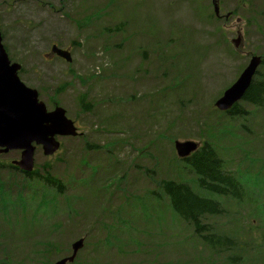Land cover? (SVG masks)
I'll return each instance as SVG.
<instances>
[{
    "label": "rangeland",
    "instance_id": "rangeland-1",
    "mask_svg": "<svg viewBox=\"0 0 264 264\" xmlns=\"http://www.w3.org/2000/svg\"><path fill=\"white\" fill-rule=\"evenodd\" d=\"M219 2L217 17L210 0H0L20 79L83 133L60 137L52 156L36 149V171L63 184L56 198L42 178L28 190L14 177L22 198L0 204V264H54L82 237L69 264H264V102L243 99L232 115L215 105L252 56L264 58V0ZM177 140L209 143L242 192L200 189ZM164 180L221 202L203 222L233 246L207 244L173 211Z\"/></svg>",
    "mask_w": 264,
    "mask_h": 264
},
{
    "label": "water",
    "instance_id": "water-1",
    "mask_svg": "<svg viewBox=\"0 0 264 264\" xmlns=\"http://www.w3.org/2000/svg\"><path fill=\"white\" fill-rule=\"evenodd\" d=\"M216 15H220V3L211 0ZM241 35L233 40L236 47L240 46ZM51 54L71 62L69 50L54 44ZM262 57L254 55L239 78L228 87L216 102L221 111H229L243 99L252 84ZM21 64L12 62L3 43L0 30V151L20 150L21 157L15 164L22 170L31 172L35 167L37 146L42 147L45 156L54 155L61 147L60 137L81 135L74 120L67 116L62 106L48 110L46 104L39 99L37 89L27 86L19 77ZM177 155L184 159L199 149V144L192 140L176 141ZM84 238L72 243V254L57 260L54 264L73 262L78 252L84 247Z\"/></svg>",
    "mask_w": 264,
    "mask_h": 264
},
{
    "label": "trees",
    "instance_id": "trees-1",
    "mask_svg": "<svg viewBox=\"0 0 264 264\" xmlns=\"http://www.w3.org/2000/svg\"><path fill=\"white\" fill-rule=\"evenodd\" d=\"M262 65H264V58ZM263 94L264 81H257V79L254 78L243 99L253 104L262 105L264 102ZM86 107H88V105L84 108ZM237 107L238 104L228 113L230 115L240 114L241 111L237 113ZM183 161L194 170L197 176L195 181L200 189L211 191L221 196L229 194L236 196L242 192L239 180L223 169V160L209 143H205L191 156L184 158ZM44 170V175H41L35 170L34 179L36 177L42 178L47 184L54 186L57 192L53 194L52 198H56L57 195L63 193V184L58 178L52 176L47 168ZM161 187L163 192L169 197L173 211L183 219V221L192 225L195 232L199 234L207 244L213 247L224 245L227 247L233 246V240L231 238L211 232L209 230L210 227L203 222L206 216L223 213L221 202L214 198L199 194L195 191L194 187L186 182L164 180L161 183Z\"/></svg>",
    "mask_w": 264,
    "mask_h": 264
},
{
    "label": "flooded vegetation",
    "instance_id": "flooded-vegetation-1",
    "mask_svg": "<svg viewBox=\"0 0 264 264\" xmlns=\"http://www.w3.org/2000/svg\"><path fill=\"white\" fill-rule=\"evenodd\" d=\"M74 122L79 131L80 126L75 120ZM12 151L20 150H9L8 152L0 151V204L3 206L12 205L13 201L17 197L22 198V196L18 193V189H16V196L14 197V188L17 187V184L14 182L15 176H21V178L24 180L23 183L26 184L28 190L33 185L34 180L35 169H33L31 172L20 169L15 164V161L19 159L18 157L7 159L6 162L1 161L2 156H7ZM28 199H31V195H28Z\"/></svg>",
    "mask_w": 264,
    "mask_h": 264
}]
</instances>
